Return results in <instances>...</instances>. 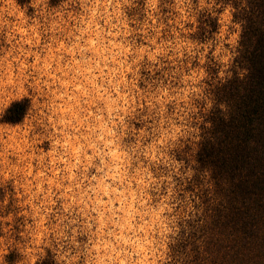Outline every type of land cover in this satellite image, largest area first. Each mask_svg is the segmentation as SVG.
I'll use <instances>...</instances> for the list:
<instances>
[{
	"label": "clouds",
	"instance_id": "9594fccd",
	"mask_svg": "<svg viewBox=\"0 0 264 264\" xmlns=\"http://www.w3.org/2000/svg\"><path fill=\"white\" fill-rule=\"evenodd\" d=\"M212 2L213 0H209L205 4L204 0H197L193 12V5L189 0H173L171 7L179 13V18H173L169 24L175 23L179 30L170 28L171 38L165 33L164 38L157 43L165 28L161 23L154 29L156 37L150 40L155 50L148 52L146 48L139 49L140 53L147 54L150 64L155 65V68H148L150 76L160 71L161 77L149 83L137 75L138 69L133 70L125 65L117 85L123 84L126 91L121 92L117 85L113 86L112 92L115 96H105L106 119L103 115H96V126L89 127L86 135L69 136L67 129L74 132L80 129V121L73 125L71 120L64 118L63 114L70 109L51 101L38 105V110L47 111L46 116L44 111H39V115L47 120L52 132L50 136L43 137L36 143L49 139L51 149L46 153L33 149L28 157L29 164L32 159H36L44 167L43 162L48 157L53 164L59 162L71 173L81 164V157L85 169L92 165L94 158H98V165L92 166L95 173L101 175L98 179L96 175L91 177L97 181V186L85 189L80 199L75 201L77 204H85L87 200L85 208L88 204L99 202L97 189L100 186H103L102 191L106 194L115 191L114 184H130L134 181L137 185V196L134 198L133 207H127L122 200L118 210L122 213L120 216L116 215V210L108 209L111 213L108 221L112 224V229L102 232L105 224L101 222L95 233L89 235L81 244L78 236L82 233L73 217L71 205L63 206L64 214L52 213V209L46 205H51L53 201L47 192H43L42 183H36L35 191H32L33 181L37 177L28 179L31 167L17 169L16 171L23 173L21 187L28 194L24 203L30 210L22 214L30 215L34 227L28 226L27 236L31 239L14 249L18 259L13 264H36L37 253L43 254V249L39 247L41 244L49 249L52 264H221V257L214 247L218 237L215 210L222 202L223 195L238 180L233 178L230 181L216 176L211 166L199 161L198 152L206 130L212 128L208 113L213 109V104L221 112L227 109L226 103L217 102L214 93L209 91V82L212 83L213 79L226 82V78L233 77L231 66L239 55L237 49L241 43L244 25H237L235 28L229 25L223 35L216 32L208 35L206 32L203 39L193 38L197 31V14L205 10L211 15L216 13L212 11ZM109 6L107 3L93 2L87 11L92 17L103 16L106 22L108 19H116L117 24L112 25L114 28L124 26L119 19V6H113V12L108 13ZM216 7L219 8V4ZM232 12H235L234 8ZM183 21L191 22L193 27L186 28ZM37 27L42 32H49L58 28V25L54 24L47 29L42 24L33 26L29 29L31 36L17 40L16 43L29 44L32 47L39 45L41 35L37 32ZM45 47L48 48V53L43 58L34 51H20L13 56L12 50H9L3 59L8 60L10 67L12 62L9 57L12 61H18L22 76L26 68L39 72L33 87L38 96L46 97L49 85L44 77L48 75L52 51L50 45ZM60 50H64L62 43L57 48V51ZM130 51L131 45L113 53V57ZM21 56H33L35 61L25 64ZM140 58L137 55L132 63L136 64ZM185 59L188 65L195 61L196 66L185 74L184 65H181L178 83L183 87L170 89L165 80L174 79L177 73L173 71L170 75L164 69L168 62L175 66ZM37 62L42 63L41 68H37ZM209 69L213 71L210 72ZM128 71H131L132 78L125 82L123 73ZM192 74L195 76L194 81ZM236 75L243 79L248 75V69L239 68ZM141 81L144 83L143 89L139 87ZM169 90L176 94L170 95ZM149 120L152 121L151 124L147 123ZM133 122L140 123L142 127L137 130L138 135L133 143L121 147L118 142L125 136L124 129L129 126L134 128ZM144 138H147L146 144L142 143ZM57 147L63 151L57 152ZM245 148L250 156L257 153L259 149L256 139L247 140ZM69 157L73 159L72 163L68 162ZM133 164L135 169L129 176V169ZM55 174L56 171H53V176ZM37 176H43V172H39ZM106 181H111L112 184H106ZM42 192L45 198L33 203ZM91 211L96 212L97 209L93 207ZM80 215H84L83 210ZM85 225L91 229L87 220ZM93 235L96 236L95 240L92 239ZM21 236L24 238L25 233H21ZM230 239L233 241V251L237 253L236 264H264V218L254 219L243 228L238 226ZM11 254L9 246L3 245L0 250V264H9L6 258Z\"/></svg>",
	"mask_w": 264,
	"mask_h": 264
},
{
	"label": "rangeland",
	"instance_id": "374dc122",
	"mask_svg": "<svg viewBox=\"0 0 264 264\" xmlns=\"http://www.w3.org/2000/svg\"><path fill=\"white\" fill-rule=\"evenodd\" d=\"M93 2L109 4L108 13H112L113 6L118 5L117 10L121 14L119 19L123 21L124 26L114 28L112 25L117 24L116 19H108L106 22V18L103 16L92 17L87 8ZM153 5L155 7H152ZM172 5L173 0H0V117L11 101L25 97L29 102L27 112L20 122L10 124L0 120V250L3 245L9 246L12 252L6 258L9 264H13L14 260L18 259L14 252L16 246H22L27 243L28 239H31L27 236L28 226L34 227L30 215L22 214L30 210L29 206L24 203L28 199V194L21 187L23 173L16 171L17 169L31 167V175L28 179H32L33 176L37 177L33 181L32 191H35L36 183H42L43 192H47L53 201L51 205H46L52 209V213L64 214L63 206L71 205L73 217L77 220V226L82 233L78 236L81 244L86 241L89 235L95 233L101 222L105 224V227L101 229L102 232L106 233L112 229V224L108 221V217L111 215L108 209L116 210V215L120 216L122 213L118 210L122 200L126 202L127 207L135 206L134 198L137 196V185L134 181L130 184H114L115 191H109L106 194L102 191L103 186L98 187L99 202L88 204L87 208H85L87 200H85V204L75 203L80 199L81 193L85 189L97 186V181L92 180L91 177L96 175L98 179L101 175L95 173V168L92 166L98 165V158H94L92 165L85 169L83 167L84 160L81 157V164H78L69 173L64 169L63 164L59 162L53 164L48 157H45L44 167H41L36 159H32L29 164L28 157L33 149H39L45 153L51 149L49 139H43L42 143H36L37 140L50 136L52 132L47 120L39 115V111H44L45 116L47 115L46 110H38V105L41 103L51 101L70 109L63 114L64 118L71 120L73 125L80 121V129L78 132H74L72 129H67V131L69 136L79 137L86 135L89 127L96 126V115H103L106 119L105 96L109 94L115 96L112 88L120 80V73L125 65L133 70L138 69L137 75L149 83H152L155 78L161 77L160 71H156L154 76H150L148 68L150 66L155 68V65L150 64L147 54L140 53L139 49L146 48L148 52L155 50V46L150 43V40L156 37L154 29L161 23L165 25V28L161 31L157 43L164 38L165 33H168V38H171L169 29L177 28V26L175 23L169 24V21L179 18V13L173 11ZM218 22L219 35H223L227 26L235 28L239 25L234 20L229 5H223L220 8ZM183 23L186 28H192L189 25L191 22L183 21ZM41 24L45 29L51 28L54 24L58 25V28L42 32L37 27L41 39L40 44L36 47L16 43L17 40L28 39L31 36L29 29ZM60 43L63 44L64 50L57 51ZM45 45H50L52 51L48 75L44 77L49 85L46 97L38 96L35 87H33V82L39 76V72L26 68L22 76L18 61H12L9 57L12 62L10 67L8 60L3 59L9 50H12L13 56L18 55L20 51H34L43 58L48 53V48ZM129 45H131L130 52L113 57V53L122 51ZM67 49H71V51ZM137 55H140L141 58L137 60L136 64H133L132 61L136 60ZM21 59L25 64H32L35 61L33 56L27 58L21 56ZM180 64L181 61L175 66L168 62V66L164 69V71H169L170 75L173 71L177 73L174 79L165 80V83L170 85V89L183 87L178 83ZM41 67L42 63L37 62V68ZM194 67L192 63L191 65L187 64V67H183V71L187 74L190 68ZM123 74L125 82L132 78L131 71ZM192 75L194 81L195 76ZM193 86H195L194 82ZM117 87L121 92L126 91L123 84H119ZM139 87L144 88L142 81L139 83ZM169 94L175 95L176 93L169 90ZM57 96L60 99H55ZM133 96H135V92H133ZM181 106H183L182 102ZM89 113L92 115L90 116ZM73 114L75 115L74 119ZM147 123L151 124L152 121L149 120ZM133 124L134 128L129 126L124 129L125 136L118 142L121 147L133 143L138 135L137 130L142 125L135 122ZM147 142V138L142 140L144 144ZM56 151L63 150L57 147ZM68 162L72 163L73 159L69 157ZM134 169L135 165L133 164L129 169V176L133 174ZM53 171H56L55 176H53ZM39 172H43V176H37ZM105 183L112 184L111 181ZM43 192L38 194L37 200L33 203L45 198ZM93 207L97 209L96 212L91 211ZM81 210L84 215H80ZM49 218H52L51 214ZM85 220L88 225H91L90 230L85 225ZM21 233H25L24 238ZM92 239L95 240L96 236L93 235ZM39 247L43 249V254L37 253L36 264H39L44 258H52L48 248L43 244Z\"/></svg>",
	"mask_w": 264,
	"mask_h": 264
},
{
	"label": "trees",
	"instance_id": "16d2710c",
	"mask_svg": "<svg viewBox=\"0 0 264 264\" xmlns=\"http://www.w3.org/2000/svg\"><path fill=\"white\" fill-rule=\"evenodd\" d=\"M61 1V0H54ZM193 12L197 0H191ZM208 4L209 0H205ZM213 0L211 15L207 10L197 14V31L193 38L203 39L205 33H218V13L223 5H229L232 16L239 25H244L239 55L231 66L233 77L225 81L209 82V91L217 102L223 101V112L213 104L208 113L212 128L206 130L204 141L199 145L198 158L209 165L220 178L232 180L230 191L215 210L218 237L214 247L221 257V264H236L237 253L230 239L237 227H246L251 221L264 218V0ZM219 4V8L216 5ZM190 15L192 13H189ZM193 27L192 23L189 24ZM187 67V60H181ZM196 66L195 61L192 62ZM247 68L243 79L236 73ZM209 71H213L209 69ZM29 106L23 97L13 100L4 109L0 120L16 124L22 120ZM255 138L258 151L254 155L246 151L245 144ZM39 264H52V258H44Z\"/></svg>",
	"mask_w": 264,
	"mask_h": 264
}]
</instances>
